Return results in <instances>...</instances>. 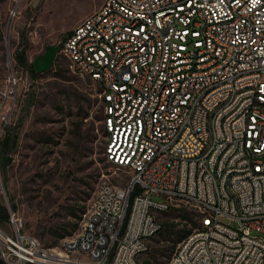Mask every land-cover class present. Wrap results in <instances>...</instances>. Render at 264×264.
Returning a JSON list of instances; mask_svg holds the SVG:
<instances>
[{
	"label": "built area",
	"instance_id": "2783aa9c",
	"mask_svg": "<svg viewBox=\"0 0 264 264\" xmlns=\"http://www.w3.org/2000/svg\"><path fill=\"white\" fill-rule=\"evenodd\" d=\"M164 5L176 6L177 23L161 17ZM60 53L74 72L110 90L109 100L99 93L104 155L130 178L122 195L108 181L93 201L98 211L88 212L92 228L63 240L79 261L55 259L20 233L14 216L12 251L21 264H141V251L164 229L158 214L194 212L197 222L200 208L207 223H195L173 264H264V112H256L264 105V0H104ZM139 69L144 79H136ZM230 93H237L232 107L206 125L207 111ZM212 140L219 147L203 158ZM216 179L223 196L213 191ZM226 186L238 187L243 212Z\"/></svg>",
	"mask_w": 264,
	"mask_h": 264
},
{
	"label": "rangeland",
	"instance_id": "374dc122",
	"mask_svg": "<svg viewBox=\"0 0 264 264\" xmlns=\"http://www.w3.org/2000/svg\"><path fill=\"white\" fill-rule=\"evenodd\" d=\"M103 2L0 0V203L9 212L0 222V264H21L12 251L18 236L14 216L21 234L59 255L63 240L83 230L101 186L110 181L123 187L130 178L105 159L101 89L91 77L74 72L61 53L37 77L18 60L24 52L31 65L47 46L63 44ZM9 75L16 77L12 86ZM158 218L190 233L199 225L194 212L170 210ZM220 221L238 227L226 216ZM164 238L165 232L153 238L141 264H169L181 241Z\"/></svg>",
	"mask_w": 264,
	"mask_h": 264
},
{
	"label": "bare ground",
	"instance_id": "6f19581e",
	"mask_svg": "<svg viewBox=\"0 0 264 264\" xmlns=\"http://www.w3.org/2000/svg\"><path fill=\"white\" fill-rule=\"evenodd\" d=\"M161 17H169V23H177L178 10H176V6L174 5L162 6ZM144 77H146V69H139L136 71V79H144ZM99 87L101 89L100 93H102V100H109L110 90H107V86H99ZM232 100H237V93H230V100H221L219 101V105H214L212 109L208 110L206 113V125H214L215 123H217V120L221 116V108L232 107ZM256 112H264V105H256ZM210 137H217V128H210ZM218 147H219V140L209 141V143H207V149H203V158H210V150H216ZM108 161L113 163V160H108ZM212 177H219V170H212ZM105 186H108V182L104 183L101 186L96 198H103L105 196V188H104ZM213 191H215L216 196H223V179L215 180V184H213ZM226 193H228L230 199H233V203L235 204V211L243 212V203H241V195L238 190V187L226 186ZM122 194H123V187L114 185V195H122ZM90 211H98V204H93ZM198 214H199L198 226H205V224L207 223V208H200L198 210ZM93 225H94V213H89L85 225L83 227V230L77 236H84L85 228H92ZM192 234L193 232H191L189 235ZM148 251L149 250L141 251V255L147 253ZM54 258L57 260L79 261V254L71 251H64L63 249V253H60L59 255H56L54 252ZM175 259H176V253L170 260L169 264H173L175 262Z\"/></svg>",
	"mask_w": 264,
	"mask_h": 264
},
{
	"label": "trees",
	"instance_id": "16d2710c",
	"mask_svg": "<svg viewBox=\"0 0 264 264\" xmlns=\"http://www.w3.org/2000/svg\"><path fill=\"white\" fill-rule=\"evenodd\" d=\"M18 60L24 64L27 68L30 69V71L32 72V74L34 76H40L41 74L40 73H37L33 67V65H29L27 64V59H26V55L23 54L18 56ZM106 159V158H105ZM85 213V212H83ZM9 218V212H8V209L7 207H5L4 205H2L0 203V222L3 221V220H6ZM183 218L185 219V221H188L189 220H193L192 217H190L188 214H183ZM82 220V216L79 217V221ZM79 225V222L75 223L74 224V229L77 228V226ZM178 227V224H171V223H167L166 225L164 224V229L163 231H161L160 233L162 232H165V240L166 241H174V242H177L179 243L180 241L184 240L189 234H190V231L191 230H176V228ZM66 234H62L60 237L63 238L65 237ZM165 255V253H163ZM158 264H164L163 262H157Z\"/></svg>",
	"mask_w": 264,
	"mask_h": 264
},
{
	"label": "water",
	"instance_id": "95a60500",
	"mask_svg": "<svg viewBox=\"0 0 264 264\" xmlns=\"http://www.w3.org/2000/svg\"><path fill=\"white\" fill-rule=\"evenodd\" d=\"M62 44L56 46H47L46 52L40 56H38L34 62L32 63L35 71L37 73L47 72L54 65L56 56L61 51Z\"/></svg>",
	"mask_w": 264,
	"mask_h": 264
}]
</instances>
